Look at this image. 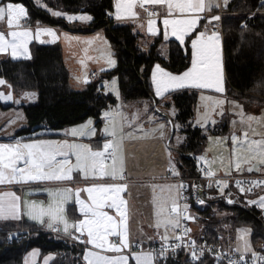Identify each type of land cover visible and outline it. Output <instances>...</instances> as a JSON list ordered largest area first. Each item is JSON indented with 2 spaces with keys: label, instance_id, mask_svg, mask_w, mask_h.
Wrapping results in <instances>:
<instances>
[{
  "label": "crops",
  "instance_id": "crops-1",
  "mask_svg": "<svg viewBox=\"0 0 264 264\" xmlns=\"http://www.w3.org/2000/svg\"><path fill=\"white\" fill-rule=\"evenodd\" d=\"M36 1L39 2V0ZM229 1L230 0H204V10L195 14L199 17L197 24L194 30L184 36L183 42H181L177 36L172 35V25L166 26L163 21L164 19H184L188 18L191 14H181L178 10H174L169 14L166 5L152 4L157 11V15L148 18L138 6V2H141V0H113V7L111 11L108 12L107 16L116 24L131 25L133 31L138 34L137 43L142 51H146L153 42V39L160 35L162 41L159 46V51L163 56L167 55L169 40H175L184 47L187 37L196 30L188 41L191 60L189 66L185 70L179 73H173L157 63L152 67L150 84L153 94L159 99L157 104L164 103L166 106L170 107V105L173 104L170 93L174 90L186 88L196 91L193 114L190 118L192 120L191 123L199 129L204 125L208 130V133L204 135L205 138L200 152L194 154L197 165L204 166L213 173L249 172L247 170L249 167L253 168V171H260L264 168L260 163L261 160H264V146H262L264 145V99L259 100L253 97L239 98L236 96V93H234L236 91L229 92L224 69L223 38L221 34L213 33L211 30V27L216 24V21L213 20V13L219 7L223 9ZM7 2L22 5L26 10V5L18 1L4 2L0 0V6L6 5ZM129 3L132 4L130 9L127 8V4ZM118 4L120 5L119 8L117 7ZM59 13H63V15L60 16L65 19V22L70 24L69 28L60 25L28 22L26 19L27 16L21 19L19 27L14 26L10 28L6 18L0 20V31L5 33V39L7 41L3 46L4 51H0V55L13 59H28L31 56V42L40 44L56 43L60 46L62 51V60L68 72V84L71 88L79 90L92 78L90 74L92 71L96 72V77H98L99 73L105 70L92 67L88 59H86L88 55L90 57L94 55V48L92 43L90 44L88 42L87 37H92L93 33L91 32L94 31H96L97 34H99L100 31L103 33L105 32L103 28H97L90 32H80L77 28L79 26H85L84 24L87 25L91 19L68 20V16L82 15H80V13ZM133 13H135V15H133ZM88 17L91 16L88 14ZM149 20L154 21L151 32L149 31ZM74 22H79L80 25L77 26ZM48 30H51L54 34H50ZM12 31H28L30 33L23 41V46H18L15 49V55H13V48L11 47L13 38L7 35ZM201 33L204 34V44L213 48L215 53L207 68L210 73L209 82L213 84V87H193L186 81V86L184 87H168L165 89L162 86L161 94L157 95L156 82L161 79V70L174 76H180L192 67L193 53L195 51L192 48V41L200 38ZM76 34H80V36H76ZM209 37H212V39L210 40ZM105 38L107 39L106 35ZM104 41L106 42L107 40L104 39ZM80 44L88 49L87 52H84V50L81 52L82 63L79 64V74L71 76L70 69L64 62L63 54L68 49L73 50L74 47L80 49ZM68 45H71V48L68 47ZM141 45H147V49L143 50L140 47ZM96 55H99V52ZM96 58H98V56ZM84 59L86 60L83 61ZM96 64L102 66L104 62L101 60ZM157 66H159V68H157ZM0 80L5 82L0 85V89H7L8 91L6 90V94L9 93L11 90L7 81L3 77H0ZM78 85L79 87H74ZM217 87L222 88V91H217ZM138 100H141V103L150 104L146 99ZM10 101H12V99H8L6 102L0 100V104L8 103L9 105L5 106H11V103H9ZM150 106L152 107L151 104ZM163 112L168 114L165 110ZM161 117L162 118H158L156 121V126L159 127V131L155 135L148 137L143 134H136L135 136L128 137V139H124L123 143H113L112 140H107L108 138L99 135V131H96V133L94 132V134H89V131L90 133L92 132V128H89L85 133L73 134L75 130V128H73L69 133L54 132L55 134L52 136L31 137L26 139L14 136L10 137L13 134L12 131L16 129H12L10 133H6L7 137L1 135L0 145H8L13 149V153L17 147L23 146L24 144L37 145L38 149H42L45 152L65 153L66 155H56L55 157V161L59 158L63 165L54 168V161L52 166L50 168H45L44 171L47 173L55 172L56 174H67L71 176V179L25 182L24 177H26L29 172L35 174V170L31 168L30 164L25 163V160L28 158L27 153L29 150H22L19 148L23 158L20 159L15 166L22 170L23 177L21 175L14 176L11 168L0 169L4 173L5 180V183H0V227H21L24 222H29L42 230L56 227L63 233L79 232L91 239L87 236L86 228L82 232L77 231L79 221L86 218L80 211L81 204L79 201H84L86 205L91 204L89 194L86 191L88 187L114 185L121 188V191L109 192L107 195L110 198H115L116 204L119 206V211L115 208L108 207H104L102 210L107 212L108 215L113 216L118 222L121 219V213L124 214L123 223L120 224L117 229L121 235H107L104 249H98L96 247L84 248L82 251L84 264H89L90 261L92 264H96L95 255L93 254L103 255L109 258L124 256L128 258L127 264L131 261L134 264H138L135 257L147 255L151 264H166V262L154 260L148 250L149 246L154 243L168 242L174 239L178 226V212L177 210L176 212L171 211L174 206L177 209V183L175 180L158 178L167 173L173 176L180 174L177 152L173 149L172 152H167L164 146V138L168 132L167 126L169 128V125L167 118L163 115ZM170 117L172 121H175V115L174 117ZM223 121L226 124V130L221 132L216 131L217 124H221ZM81 123L83 122L81 121ZM81 123L78 122L72 125H79ZM100 126L101 123L97 127L99 128ZM44 133L49 132L45 131ZM233 137H236L235 142L233 141ZM183 140L184 135L175 147H178ZM105 144H111L112 147L109 149H113V156L111 159L106 160L103 157L99 158L103 162V169L107 175H102L99 166L93 169L90 161L87 166L82 160L78 162L77 155L87 153L88 150L93 152L104 151L105 153ZM71 145H83L84 147H69ZM152 150L156 158L152 160V162L150 160L145 161L143 158L144 152L148 153ZM33 151H36V149ZM5 155L7 156V153H5ZM237 164H239V170H237ZM77 190H79L78 195ZM93 195L100 196L101 194L93 193ZM211 195L213 194H209L204 201L207 203V206L201 205L203 209H207L208 213L210 205L220 204L221 206L227 207L220 201L219 197H213ZM121 201H123V203H121ZM39 208L45 210L52 208L55 213L54 218L44 216L42 218L44 221L43 223H41L39 219H34V209ZM196 213L197 215H195V217L197 220L202 218L201 215H204L197 211ZM210 215L215 216L216 218L214 217V219H216V221H220L218 227L220 231L223 230L221 233L224 237V243L233 249L234 247L231 244V240L230 243H228V237L225 238V235L227 234L230 236L229 238H231L239 226L232 231L229 230L228 213L221 215L220 213H211ZM87 218L91 219V215L89 214ZM206 218L208 217L206 216L205 219ZM66 225L67 230H65ZM74 225L76 227H74ZM194 229L200 232L199 236H201L198 237V239L203 236L206 230L204 228L200 229L197 225L194 226ZM101 235H103V233H101ZM124 235L128 237V248H123L120 252L107 250L110 244L119 246ZM134 244H139L142 248L134 249ZM235 250L241 257L250 255L249 252L244 253L245 255H241L237 249ZM55 256V252L42 253L38 247H32L23 254L22 264H50Z\"/></svg>",
  "mask_w": 264,
  "mask_h": 264
},
{
  "label": "trees",
  "instance_id": "trees-1",
  "mask_svg": "<svg viewBox=\"0 0 264 264\" xmlns=\"http://www.w3.org/2000/svg\"><path fill=\"white\" fill-rule=\"evenodd\" d=\"M22 2L27 7L28 22L60 25L69 28L62 16L53 15L55 11L66 13H86L91 21L77 28L80 32H90L103 28L116 65L109 70L91 78L82 89L75 90L68 84V72L62 60V51L56 43L31 42V56L28 59H13L0 55V77H3L10 88L19 93L28 89L37 91L35 103L22 104L27 125L18 129L14 137L21 139L31 137L52 136L55 133H44L42 129H60L83 121L92 116L95 125L101 123L100 115L104 108L115 103L113 95L103 91L100 81L110 75H116L121 97L124 100L146 99L153 105L159 99L153 94L150 84V73L154 64H160L173 73L185 70L190 64V36L184 47L175 40L168 41V52L163 56L159 51L161 36L153 39L149 48L142 51L137 43L138 34L131 25L116 24L108 16L113 7V0H2ZM42 4V5H41ZM225 15L222 20V38L224 69L229 92L236 93L239 98L255 97L264 99V0H230L223 8ZM78 26V25H77ZM176 108L175 121L180 124L184 140L178 148L185 153L200 152L204 135L197 127L190 125V118L196 100V91L186 88L170 93ZM245 101V100H244ZM225 122L217 124L216 131L226 130ZM172 139V138H171ZM170 139V143H171ZM177 152V151H175ZM180 173H193L195 164L191 159L182 157L178 152ZM227 217L229 230L240 225L252 227L253 243L264 241V230L251 214L237 208ZM203 219L210 214L207 209L194 206ZM212 216V215H211ZM214 219V217L212 216ZM207 219H204V221ZM207 222V223H206ZM207 226L203 236L214 240L220 221H206ZM29 233L20 238L10 237L1 229L19 227H0V264H22V256L32 247H38L40 252H55L56 256L50 264H84L82 247L67 243L64 239L42 230L33 223L24 222ZM223 231V230H221ZM166 264H210L207 256L197 261H191L183 252L176 258L167 259ZM129 264H134L132 261Z\"/></svg>",
  "mask_w": 264,
  "mask_h": 264
},
{
  "label": "snow or ice",
  "instance_id": "snow-or-ice-1",
  "mask_svg": "<svg viewBox=\"0 0 264 264\" xmlns=\"http://www.w3.org/2000/svg\"><path fill=\"white\" fill-rule=\"evenodd\" d=\"M145 0H141V7H143V3ZM147 3L150 4H161L166 5L171 14L174 10H178L181 14H191L188 18L184 19H164V25H172V35L177 36V38L183 42L184 36L187 35L190 31L194 30L197 21L199 19L196 16V13H199L204 10V0H146ZM117 7L119 8L120 5L118 4ZM132 4H127V8H131ZM53 15H63V13L55 12L52 13ZM135 15V13H133ZM27 16V12L22 5L14 4V3H7L6 5L0 6V20L7 19L8 26L11 27H19L20 21L22 18ZM68 20H90L91 17L88 16H68ZM154 21L149 20V31H152V24ZM50 34H54L51 30H48ZM13 40L11 42V47L13 48V55H15V49L19 46H23V41L27 38L30 33L28 31H21L16 32L12 31L8 33ZM204 34H200V38L197 40L192 41V48L195 50L193 53V61L192 67L184 72L180 76H174L170 73H165L161 70V79L156 82L157 84V95L161 94V87L163 86L165 89L168 87H184L185 82H189L193 87L199 88H211L213 84L210 81V73L207 70L210 61L213 59L215 53L213 48L206 46L203 42ZM211 40L212 37H209ZM7 43L5 39V33L0 31V51H4V45ZM159 68V66H157ZM5 82L0 80V85L4 84ZM217 91H222V88L217 87ZM10 99V97H8ZM75 134V133H73ZM246 135V134H245ZM233 141H236V137H233ZM264 146V145H262ZM24 149H28L27 159L25 160L26 164H30L31 168L35 170V174H29L24 177L25 182L27 181H36V180H67L71 179V176L67 174H56L47 173L44 171L45 168H50L55 161L56 155H66L65 153H50L45 152L42 149H38L37 145L34 144H24L22 146ZM69 147H76V148H83V145H71ZM111 144H105L104 149L105 151L108 150ZM36 149V151H33ZM7 153V156L5 155ZM104 151H91L88 150L87 153L78 154L77 159L79 161H83L87 166L89 161L91 163V167L95 169L97 166L100 167V171L102 175H107L103 169V162L99 158L104 157ZM23 158L22 153L19 151V148L15 150L13 153V149L10 148L8 145H0V169H8L11 168L12 173L15 175H21L23 177V172L20 168L16 167V163ZM7 161V162H5ZM66 163V161H65ZM261 165L264 166V160H261ZM237 170H239V164H237ZM62 169V166H61ZM249 172L253 171L254 169L249 167L247 169ZM70 171V170H69ZM212 175V173H209ZM11 182V181H9ZM0 183H5L4 180V173L0 170ZM240 181H237L239 184ZM253 183H264V181L253 182ZM226 186V185H225ZM86 191L89 194V198L91 200V204L86 205L84 201H79L81 204L80 211L86 217L85 219L79 221V226L77 231H83L85 228L87 229V236L91 239L88 243H92L95 245L96 248L104 249L106 243V236L113 235V236H120L121 233L117 231L120 224L123 223V216L124 214L121 213V219L118 222L113 216L108 215L107 212L103 211L104 207L108 208H115L119 211V206L116 204V200L114 197H108L109 192H119L121 188L116 187L114 185L110 186H92L88 187ZM79 190H77L78 195ZM93 193H100V196L93 195ZM264 201V198H261ZM110 201V202H109ZM123 203V201H121ZM176 207L174 206L171 211L176 212ZM35 215L33 216L34 219H39L41 223H43V217L49 216L54 218L55 213L52 208L47 210L43 208L34 209ZM91 215V219L87 217ZM51 226V225H49ZM74 227H76L74 225ZM67 230V225L65 227ZM103 233V235H101ZM79 238V237H77ZM129 242L127 235H124L123 239L120 241L119 246L115 244H110L108 246L109 251L113 252H120L123 248H128ZM95 255L96 264H127V257L120 256L118 258H109L99 254ZM131 255V254H130ZM193 256L195 257V253L193 252ZM87 259V257H86ZM138 264H151L147 255L136 256L135 257ZM89 264H92L90 261Z\"/></svg>",
  "mask_w": 264,
  "mask_h": 264
},
{
  "label": "rangeland",
  "instance_id": "rangeland-1",
  "mask_svg": "<svg viewBox=\"0 0 264 264\" xmlns=\"http://www.w3.org/2000/svg\"><path fill=\"white\" fill-rule=\"evenodd\" d=\"M7 3H11V2H7ZM26 11H27V7H26ZM80 15L88 16V14H84V13H80ZM74 24L80 25L79 22H74ZM91 33H93V36L87 37V39L90 44L92 43V46L94 48V55L92 57L88 55L86 59H88V62L94 68H97V69L102 68L105 70L112 69L116 65V60L113 55L110 42L108 39L105 38V33H103L102 31H100L99 34H97L96 31L91 32ZM76 36H80V34H76ZM104 39L107 41L105 42ZM71 45H68V47L71 48ZM80 46H81L80 49L74 47L73 50L68 49L63 54L64 62L69 67L71 76H75L76 74H79L80 72L79 64L82 63L81 62V57H82L81 52L83 50L84 52H87V49H88L87 47H84L81 44ZM140 47L143 50L147 49V45L146 46L141 45ZM98 52H99V55H96ZM97 56L98 58H96ZM86 59H84L83 61H85ZM101 60L104 62L102 66H100L99 64H96L98 63V61H101ZM100 83L103 86V91L113 95L116 101L115 103L110 104L108 107L102 110L101 115H100L101 126L99 128L94 123L95 119L92 116H88L84 119V121H82L83 123L80 122L81 124L79 125H67V126H64L63 128L54 129V130L45 128V129H42L41 131L69 133L73 130V128H75L73 133H85L87 132L89 128H92L91 130L93 133L92 132L90 133L89 131V134H94V132L96 133V131H99V135H103L105 138H108L107 140H112L113 143H118V142L123 143L124 139H128V137L135 136L136 134H143L148 137L150 136L152 137L153 135H155L159 131V127L156 126V121L158 118H162L161 116L163 115L162 113L164 110L167 111L168 117L170 116L174 117L175 115L176 108L173 104L170 105L169 107V106H166V104L164 103H159V104H156L154 108H152L150 104L141 103L140 102L141 100H138V99H132L128 101L124 100L121 97V94L119 91L116 75H110L106 78H103L100 81ZM74 87H79V85L74 86ZM9 88H10V85H9ZM6 90H4L3 88L0 89V100L3 102H6L9 99L8 97H10L12 101L9 102L11 103V106H5V105H9L8 103L7 104L4 103L2 105L0 104V136L2 135V136L7 137L6 133H10L12 129H16L12 131L13 134L10 136V137H13L15 135L14 133L18 129H21L22 127L27 125V121H26L21 105L27 104V103H35L37 101V91L35 89H28V90H24L19 93H15L10 88L11 91L6 94ZM189 122L192 127H196L194 126L193 123H191L192 122L191 119L189 120ZM172 124L174 128V134L171 139V143L169 145L166 144V139L168 138V135L170 133V125L168 123L169 128L166 125L168 132L164 138V146L167 152L169 151L172 152L173 147H175L178 141L183 138V134L180 131L179 123L176 121H172ZM73 126H76V127H73ZM201 127H202L201 128L202 130L200 129L201 134L205 135V133H208L206 126L202 125ZM17 148L24 150L22 145ZM153 152H154L153 150L148 153L144 152V156H143L144 160L145 161L150 160L152 162V160L156 158ZM62 159H65V158H62ZM54 164H55L54 168L60 165H63V163L60 162L59 158L58 160L56 159ZM200 205L207 206V203L202 202ZM177 208H178V201H177ZM232 211L233 210L228 207L221 206L220 204H215V205H210L209 213L210 214L220 213V215L228 213L230 215ZM195 215H197V213L195 210H193L190 215V226H189L190 227V237L192 239H198V237L201 236V235L199 236L200 232L194 229V226L197 225L201 229L203 228V223L205 226H207L206 221L216 220V219H213L211 215L208 218H206L207 220L205 221H204L205 218L203 219L202 215H201L202 218L197 220ZM212 226L215 229L219 228L218 226H215V225H212ZM237 228L238 229L235 230L231 238H229L230 237L229 235L224 234L225 238L228 237L227 238L228 243H230V240H231L232 246L235 249H237L241 255H245L244 253H247V252H249V254L253 253L256 246L261 240L257 241L256 243L252 242V239H251L252 227L250 225H241Z\"/></svg>",
  "mask_w": 264,
  "mask_h": 264
},
{
  "label": "built area",
  "instance_id": "built-area-1",
  "mask_svg": "<svg viewBox=\"0 0 264 264\" xmlns=\"http://www.w3.org/2000/svg\"><path fill=\"white\" fill-rule=\"evenodd\" d=\"M138 3L146 17L152 18L157 15L152 4L144 2L143 7H141V2ZM224 15L225 11L220 7L213 13V20L216 21V24L211 27L213 33L222 35L221 27ZM91 76L92 78L96 77V72L92 71ZM112 156L113 149H108L103 158L108 160ZM158 178L175 180L177 183L178 226L174 239L168 242H157L149 246L148 250L154 260L165 262L167 259L176 258L183 252L193 262L202 256H207L210 259V264H264L263 240L258 243L253 253L241 257L236 250L225 245L221 231L215 234L214 240L205 239L204 236L195 240L190 237L189 227L191 212L195 210L194 206L203 209L200 204L211 193L213 194L211 196L219 197L220 201L227 207L242 206L250 209L264 223V201L261 199L264 198V183H253L264 181V168L252 172L213 173L208 168L197 165L191 174L180 173L173 176L167 173ZM237 181L240 183L237 184ZM1 230L11 238H20L29 233L31 229L21 226L15 229ZM46 231L64 239L69 244L82 247V249L95 248L94 244L88 243L90 239L79 232L63 233L56 227H50ZM141 248V245L134 244V249Z\"/></svg>",
  "mask_w": 264,
  "mask_h": 264
},
{
  "label": "water",
  "instance_id": "water-1",
  "mask_svg": "<svg viewBox=\"0 0 264 264\" xmlns=\"http://www.w3.org/2000/svg\"><path fill=\"white\" fill-rule=\"evenodd\" d=\"M149 95H150V97L153 100V105L156 106V103H155V100H154L153 96L151 94H149ZM162 114L167 118L168 123L170 125V133L168 135V138L166 139V144L169 145L170 144V139L172 138L173 133H174L172 119L170 117H168L166 113L163 112ZM173 150L174 151H177L182 157L191 159L192 162L195 164V166H197V163L195 161V158H194L193 153H185V152H182L178 147H173ZM234 207L240 208V209L246 211L247 213L251 214L256 220L259 221V223L261 224V226H262V228L264 230V223L262 222V220L259 218V216L256 213H254L250 209L245 208V207H242V206H234Z\"/></svg>",
  "mask_w": 264,
  "mask_h": 264
}]
</instances>
